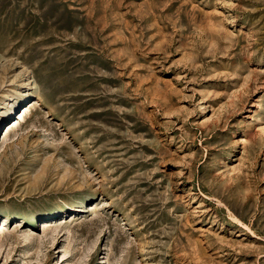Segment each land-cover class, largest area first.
Wrapping results in <instances>:
<instances>
[{
	"label": "rangeland",
	"instance_id": "1",
	"mask_svg": "<svg viewBox=\"0 0 264 264\" xmlns=\"http://www.w3.org/2000/svg\"><path fill=\"white\" fill-rule=\"evenodd\" d=\"M1 223L0 264H264V0H0Z\"/></svg>",
	"mask_w": 264,
	"mask_h": 264
},
{
	"label": "bare ground",
	"instance_id": "2",
	"mask_svg": "<svg viewBox=\"0 0 264 264\" xmlns=\"http://www.w3.org/2000/svg\"><path fill=\"white\" fill-rule=\"evenodd\" d=\"M29 103H31L30 104V106L27 108L26 107V105L25 106H23V111L22 112H19V115L16 117V119L15 120H13V121H15L13 124H12V126L11 127H9V128H7V130L4 132V133H8L9 131H11V130H13V128L17 125V124H19V122L20 121H22L23 119H24V117H25V115L30 111V109H32L33 107H35L37 104H38V102H37V100H31ZM48 222H46V224H47ZM46 224H44L43 225V227L44 226H49L48 224L46 225ZM8 230V227H5V225L3 224V223H1L0 224V235L3 233V232H6ZM4 234V233H3Z\"/></svg>",
	"mask_w": 264,
	"mask_h": 264
}]
</instances>
